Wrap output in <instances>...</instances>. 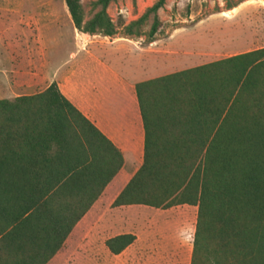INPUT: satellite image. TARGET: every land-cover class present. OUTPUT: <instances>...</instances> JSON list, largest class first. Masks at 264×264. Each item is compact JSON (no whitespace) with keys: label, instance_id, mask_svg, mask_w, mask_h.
<instances>
[{"label":"trees","instance_id":"16d2710c","mask_svg":"<svg viewBox=\"0 0 264 264\" xmlns=\"http://www.w3.org/2000/svg\"><path fill=\"white\" fill-rule=\"evenodd\" d=\"M75 28L113 37L107 13L86 20L65 0ZM158 0L147 39L164 36ZM144 159L113 206L198 208L191 264H264V48L139 82ZM124 166L122 152L60 91L0 100V264H49ZM136 241L105 243L113 255Z\"/></svg>","mask_w":264,"mask_h":264},{"label":"rangeland","instance_id":"374dc122","mask_svg":"<svg viewBox=\"0 0 264 264\" xmlns=\"http://www.w3.org/2000/svg\"><path fill=\"white\" fill-rule=\"evenodd\" d=\"M52 12H60L62 0H0V8H10L19 11L23 16L38 15L33 9L48 8ZM97 0H81L86 20L91 19L101 7H94ZM158 0H114L107 8L117 34L113 37L99 35L105 44L123 41L127 49L119 52L126 58L133 68L137 80H150L190 68L216 62L233 55L264 48V0H166L165 8L159 12L164 36L154 42L147 39L153 16L143 25L139 33L128 36L125 28L133 21L139 19ZM46 8V9H47ZM56 18H47L43 23L41 33L43 38L50 42L60 41L63 52L57 56L68 58L74 37L73 27L69 21ZM1 18V14H0ZM10 21H3L9 26ZM9 20V19H8ZM24 28L16 27L9 31L0 28V39L4 33L6 40H16L32 37L36 27L23 24ZM48 44H52L51 42ZM53 49V46L52 48ZM55 49V48H54ZM74 52V51H73ZM6 49L0 40V67L4 64L10 66L11 62L6 54ZM59 57V58H58ZM129 67V65H127ZM1 76H0V92ZM138 166L128 170L136 171ZM136 207L123 209L118 212L113 209L102 212L108 216L110 229L127 231L131 225L129 220L140 219L144 216L160 218L170 221L172 231L176 233L178 243H185V248L192 244L197 223L198 208L180 206L169 211ZM95 213L88 217L80 226L79 231L71 235L64 248L49 264H128L126 255L116 257L112 255L105 242L111 233H91L96 226ZM91 220L93 222H91ZM137 225V224H136ZM181 233L183 236L181 237Z\"/></svg>","mask_w":264,"mask_h":264},{"label":"crops","instance_id":"0c3cea01","mask_svg":"<svg viewBox=\"0 0 264 264\" xmlns=\"http://www.w3.org/2000/svg\"><path fill=\"white\" fill-rule=\"evenodd\" d=\"M49 4V9H40L44 12L33 9V13L36 12L38 17H25L9 7L0 8V23L3 27L7 25L3 21H10L11 17H15L5 29L0 26L2 31L16 27L24 28L23 24L30 28L34 25L37 29L32 37L16 40H6L3 33L0 40L11 64H3L0 67V100L37 95L51 84L57 83L62 94L122 152L124 157L122 170L106 187L71 235L79 231L87 218L95 213L96 226L89 234L114 232L108 239L124 234L136 236V241L122 254L114 255L119 257L127 253L128 264H191L194 238L187 251L185 243H178L176 233H171L170 221L144 216L129 220L131 225L128 230L120 231V228L110 229L108 216L101 214L106 209L118 212L132 207L147 209V212L148 209H156L144 205L113 206L143 164L145 131L135 90L136 84L143 81L136 79L133 68L126 58L120 55L119 52L128 48L122 39L105 44L99 35L79 32L74 26L65 0H62L60 12H52V2ZM57 16L69 21L74 34L71 39L74 49H71L68 58L59 60L57 56L63 51L56 47L62 48L60 41L52 40V44H48L50 42H47L41 33L46 19L49 17L53 20ZM52 46L53 49H50ZM128 165L138 168L133 172L128 170Z\"/></svg>","mask_w":264,"mask_h":264},{"label":"clouds","instance_id":"9594fccd","mask_svg":"<svg viewBox=\"0 0 264 264\" xmlns=\"http://www.w3.org/2000/svg\"><path fill=\"white\" fill-rule=\"evenodd\" d=\"M183 236V234L181 233V237Z\"/></svg>","mask_w":264,"mask_h":264}]
</instances>
